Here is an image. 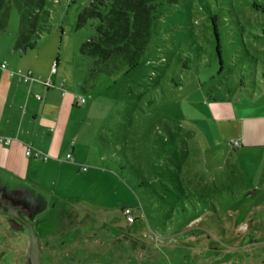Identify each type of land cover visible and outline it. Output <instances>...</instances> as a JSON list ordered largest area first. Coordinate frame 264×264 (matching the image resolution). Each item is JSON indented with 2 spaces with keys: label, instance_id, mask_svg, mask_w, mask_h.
Instances as JSON below:
<instances>
[{
  "label": "rangeland",
  "instance_id": "374dc122",
  "mask_svg": "<svg viewBox=\"0 0 264 264\" xmlns=\"http://www.w3.org/2000/svg\"><path fill=\"white\" fill-rule=\"evenodd\" d=\"M94 1L46 0L41 37L26 49L40 57L54 50L76 71L86 100L80 109H90L103 158L102 172L86 164L88 178L76 180L75 197L45 195L48 207L24 219L43 264H264V168L253 183L232 145L251 131L253 143H264V0H158L159 20L140 65L113 76L98 74L96 61L81 55L96 22L80 30L77 22ZM20 32L12 3L0 31L11 60L27 52L17 49ZM242 35L260 61L255 83L236 66H249ZM255 185L257 195L249 191ZM10 221L0 213V264L22 261L30 243L29 231H15Z\"/></svg>",
  "mask_w": 264,
  "mask_h": 264
},
{
  "label": "crops",
  "instance_id": "0c3cea01",
  "mask_svg": "<svg viewBox=\"0 0 264 264\" xmlns=\"http://www.w3.org/2000/svg\"><path fill=\"white\" fill-rule=\"evenodd\" d=\"M31 52L11 60L12 47L0 37V138L14 139L9 146L0 142V205L13 207L27 216L46 209L45 195L54 197L57 190L62 192L63 199L75 197L76 180L80 176L88 178L83 175L89 172L86 164L99 172L103 166L98 136L90 123V109H80L86 102L79 103L76 71L54 50L41 57ZM4 58L7 62H2ZM4 64L6 69L2 68ZM55 66L57 72L53 74ZM20 70L32 71L34 80L25 82L19 75H12ZM255 137L252 131L244 133L234 141L239 146L233 149L239 160L244 158L245 165L240 163L239 168L245 175L254 176L253 183L264 168V143H253ZM26 145L47 153L51 159H29ZM70 154L73 161L67 159ZM254 189L257 195L259 186L249 191ZM106 215L103 223L108 230L111 214ZM135 238L139 237H123L140 244Z\"/></svg>",
  "mask_w": 264,
  "mask_h": 264
},
{
  "label": "trees",
  "instance_id": "16d2710c",
  "mask_svg": "<svg viewBox=\"0 0 264 264\" xmlns=\"http://www.w3.org/2000/svg\"><path fill=\"white\" fill-rule=\"evenodd\" d=\"M157 2L158 0H95L83 10L78 18L77 29H84L91 22H96V26L95 35L82 44L80 51L84 58L96 61L98 74L113 76L123 69L134 70L140 65L159 20ZM12 3L17 6L21 15V32L18 37L17 49L26 50L33 46V40H38L41 37L36 35V32L46 0H0V19L1 16L3 17L2 21L0 20V31L6 30L9 7ZM256 8L258 7L256 6ZM241 37L244 40V35ZM242 43L244 50L242 48L241 52L248 56L246 61L249 66L246 67L242 61L236 66L240 65V72L244 70L249 72L252 76V83H255L259 77L257 66L260 61L248 51L245 40ZM239 52L234 53V60H241ZM218 54L220 67L223 68L224 63L219 51ZM261 63L264 64V62ZM234 64L235 62H232L228 66L233 67ZM262 72L261 78L264 80V68ZM240 76L243 80L239 87L244 88L243 73ZM218 99L225 100L221 96ZM135 178L140 188L148 187V182L137 173H135ZM184 206L187 209L186 205ZM131 242L134 247L138 244L132 239Z\"/></svg>",
  "mask_w": 264,
  "mask_h": 264
},
{
  "label": "built area",
  "instance_id": "2783aa9c",
  "mask_svg": "<svg viewBox=\"0 0 264 264\" xmlns=\"http://www.w3.org/2000/svg\"><path fill=\"white\" fill-rule=\"evenodd\" d=\"M3 69H6V64H4L2 66ZM53 74H55L57 72V67L55 66L52 70ZM12 75H19L20 77L23 78V80L25 82H30V81H33L34 80V75H33V72L32 71H28V72H24V71H18L17 73L13 72ZM39 99H41L39 97ZM86 100L83 98V97H79V103L80 104H85ZM14 141V139L12 138H0V142L6 146H9L12 142ZM233 146L235 147H238L239 146V142H233L232 143ZM25 153H26V156L29 158V159H33V160H37V161H48L51 159L50 155H48L47 153H44L42 151H40L39 149L33 147L32 145H26L25 146ZM67 159L69 161H73V157L72 155H68ZM87 169H85L86 171ZM123 214H124V217L126 219V221L129 223V224H134L136 222V218L134 217L133 215V211L131 208H126L124 211H123Z\"/></svg>",
  "mask_w": 264,
  "mask_h": 264
},
{
  "label": "water",
  "instance_id": "95a60500",
  "mask_svg": "<svg viewBox=\"0 0 264 264\" xmlns=\"http://www.w3.org/2000/svg\"><path fill=\"white\" fill-rule=\"evenodd\" d=\"M0 213L8 215L13 218L20 219L30 230V235H31V240H30V245H29V258L32 260V264H41V258H40V244L38 241V238L36 236L35 230L32 225H30L27 221L21 218V215L19 213V210L13 208V207H8L6 208L5 206H0Z\"/></svg>",
  "mask_w": 264,
  "mask_h": 264
},
{
  "label": "flooded vegetation",
  "instance_id": "af4514ba",
  "mask_svg": "<svg viewBox=\"0 0 264 264\" xmlns=\"http://www.w3.org/2000/svg\"><path fill=\"white\" fill-rule=\"evenodd\" d=\"M0 206H3V205H0ZM19 213H20L22 219L26 218V216H27L26 213H23V212H20V211H19ZM10 219H11V221H10V225L9 226L12 229H14L17 232L29 231V233H30L29 228L22 221H20V219L13 218V217H10ZM30 240H31V235H30ZM38 241H39V239H38ZM39 244H40V242H39ZM29 245H30V243H29ZM29 245L27 247L28 249L24 253L23 260L22 261H18L15 264H32V260H31V258H29V254H28ZM40 250H41V253H40L41 264H43L41 246H40ZM62 264H64V263H62Z\"/></svg>",
  "mask_w": 264,
  "mask_h": 264
}]
</instances>
